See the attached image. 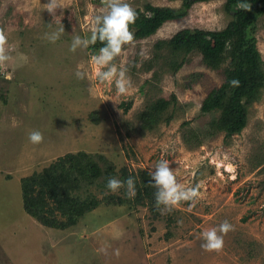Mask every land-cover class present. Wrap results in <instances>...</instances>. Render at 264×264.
<instances>
[{
    "label": "rangeland",
    "instance_id": "rangeland-1",
    "mask_svg": "<svg viewBox=\"0 0 264 264\" xmlns=\"http://www.w3.org/2000/svg\"><path fill=\"white\" fill-rule=\"evenodd\" d=\"M47 2L0 0V30L10 56L0 63V108L5 112V99L12 97L5 76L31 75L32 103L26 101L32 106L30 130L44 135L39 144L20 139L15 156L4 151L0 159L1 171L7 172L8 163L13 172L8 180L6 174L0 176V264H264V85L256 100H244L248 123L240 134L212 133L211 121L222 113L205 114L202 104L224 86L231 62L216 70L197 53L173 61L169 49L156 48L187 30H224L232 20L226 0L197 3L185 19L124 45L114 62L128 69L132 87L125 94L117 92L114 82L96 78L102 68L91 60L92 45L69 51L73 35H91L94 18L107 10L108 0H59L54 15ZM126 2L143 12L147 4L178 10L183 0ZM249 15L252 19V11ZM254 23L251 34L264 70V13ZM61 26L65 32L60 39L49 42L45 34ZM175 62H183L176 73ZM78 70L86 73L84 79L76 78ZM13 81L18 93L19 79ZM161 99L168 100L169 109L149 129L143 117ZM79 152L120 180L123 171L135 178L167 159L177 181L185 187L199 185L201 195L169 211L148 201L137 203V190L128 198L126 186L109 190L103 176L92 184L83 182L74 198L102 202L113 196L125 205H101L87 221L66 231L46 228L24 211L22 180ZM225 220L234 228L223 236L222 249L204 250L201 234Z\"/></svg>",
    "mask_w": 264,
    "mask_h": 264
},
{
    "label": "trees",
    "instance_id": "trees-1",
    "mask_svg": "<svg viewBox=\"0 0 264 264\" xmlns=\"http://www.w3.org/2000/svg\"><path fill=\"white\" fill-rule=\"evenodd\" d=\"M213 0H183L180 9L156 7L151 4L144 6V11L138 10V17L130 29L136 40H145L154 36L165 24L185 19L197 3ZM226 12L231 15L229 25L220 32H204L187 30L186 35H176L169 41L156 45L157 50L167 48L170 57L185 60L188 54L197 53L208 68L221 70L223 64L229 61L232 69H226V82L218 90H213L202 104V112L210 114L221 111L220 118L216 116L209 126L210 132H225L228 137L240 134L248 123L247 102L256 100L264 85L263 59L256 46V40L251 34L256 25L254 19L264 13V0H226ZM252 11V19L249 12ZM102 43L97 41L91 46L94 54L98 53ZM175 73L181 69L182 63L175 62ZM238 81L237 86L229 82ZM167 99H161L143 118L148 120L147 127L152 129L169 109ZM91 155L84 152L68 154L59 158L42 173H34L22 180L23 209L27 215L34 218L42 226L59 231L76 227L89 214L95 212L101 205H125L121 198L104 197L100 202L96 198L92 202L74 198L73 192L81 188L83 182L92 184L99 178L108 180L115 177L109 168L104 172ZM140 176V182L137 180ZM129 176L122 172V180ZM136 202L157 205L155 201L156 188L150 183L148 172L141 171L135 175ZM99 181V180H98ZM59 217V218H58Z\"/></svg>",
    "mask_w": 264,
    "mask_h": 264
},
{
    "label": "clouds",
    "instance_id": "clouds-1",
    "mask_svg": "<svg viewBox=\"0 0 264 264\" xmlns=\"http://www.w3.org/2000/svg\"><path fill=\"white\" fill-rule=\"evenodd\" d=\"M57 8H61L59 0H48L46 9L49 13L55 14ZM138 17L137 11L126 0H108L107 10L94 18V25L90 36L73 35L69 51L76 52L77 49H87L97 41L102 43L98 53L92 55L91 60L95 65L102 68L96 72V78L100 82L113 83L118 93L125 94L132 87L131 79L127 75L128 69L118 66L114 60L121 54L123 46L133 42L134 32L130 25L134 24ZM65 32L63 26L45 34V38L52 43L60 39ZM6 35L0 30V63L10 59L5 49ZM77 79H84L86 73L77 71ZM233 86L238 85V81L229 82ZM28 139L33 144L43 141L44 135L40 130H33L28 134ZM148 175L151 177V184L156 188L155 201L157 206L163 205L169 211L183 201L194 202L201 193L199 185L185 187L177 181L174 168L170 167L167 159L159 160L154 170L150 169ZM127 189L128 198L136 195L135 179L129 176L126 180L111 177L107 180L106 187L115 192L122 187ZM182 223V221H178ZM228 220L223 221L218 227H213L204 231L201 235L204 243L201 247L206 251H219L224 244L223 236L233 230Z\"/></svg>",
    "mask_w": 264,
    "mask_h": 264
},
{
    "label": "crops",
    "instance_id": "crops-1",
    "mask_svg": "<svg viewBox=\"0 0 264 264\" xmlns=\"http://www.w3.org/2000/svg\"><path fill=\"white\" fill-rule=\"evenodd\" d=\"M9 75L10 74L8 73V76H5L4 79L5 82L8 83V94L11 92L12 97L4 95L7 96L5 100L8 106L6 105V111L3 113L2 108H0V136L3 137V139L0 138V159L2 158L4 151L6 154H11L14 157L16 152L18 151V144L21 143L20 139H22L23 141L29 140L28 134L32 131L30 130V128L33 127V124L31 123L32 106L30 104L29 106L26 105L27 99L32 103V98L30 97V94H28V92H30L28 85H30V79L32 76L30 75V77L28 78L27 75H22L21 72H13L14 78L9 77ZM38 77H40V74ZM16 78L19 79V85L17 87L18 93L13 90L15 88L14 86L16 85L15 81L13 80ZM36 83L39 87L45 88L42 82L39 83V81L37 80ZM49 84L51 83H47L46 86ZM41 88L38 91H41ZM14 106L16 107L14 108ZM28 108L30 109L28 110ZM12 141L13 143L12 145H10ZM7 164L4 167L7 172H2L0 169V176L2 177L1 174H6L5 179H11L13 176V172L12 169L10 170V167L7 166ZM0 167H2V165H0ZM22 217L24 218V215Z\"/></svg>",
    "mask_w": 264,
    "mask_h": 264
}]
</instances>
